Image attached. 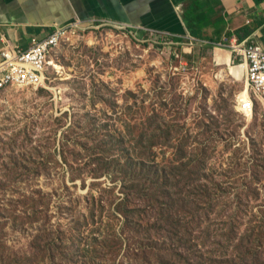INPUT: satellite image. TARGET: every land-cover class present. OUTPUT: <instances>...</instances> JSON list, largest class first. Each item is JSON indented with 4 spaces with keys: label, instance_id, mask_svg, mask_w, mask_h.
<instances>
[{
    "label": "rangeland",
    "instance_id": "rangeland-1",
    "mask_svg": "<svg viewBox=\"0 0 264 264\" xmlns=\"http://www.w3.org/2000/svg\"><path fill=\"white\" fill-rule=\"evenodd\" d=\"M76 31L53 53L44 88L0 93V255L73 264L92 237L110 236L123 246L98 263L132 264L141 251L119 215L124 184L103 174L127 156L181 183V165L194 161L187 169H202L216 207L191 239L202 249L209 227L214 258H234L233 247L212 242L223 245L218 235L230 226L240 240L264 223V102L252 115L238 111L237 95L249 93L241 67L221 40L177 43L154 30L84 22ZM57 239L53 261L46 250ZM157 241L171 243L166 233Z\"/></svg>",
    "mask_w": 264,
    "mask_h": 264
},
{
    "label": "trees",
    "instance_id": "trees-1",
    "mask_svg": "<svg viewBox=\"0 0 264 264\" xmlns=\"http://www.w3.org/2000/svg\"><path fill=\"white\" fill-rule=\"evenodd\" d=\"M254 1L260 3L264 0ZM186 18H191L192 21V17L187 16ZM187 26L191 36L204 39L201 34L202 28H197L196 22L192 23L189 20ZM251 31L249 26H243L235 31L227 32V38H231L233 34H236L238 39L241 40L249 35ZM167 37L177 43L184 41L183 37ZM138 159L144 163L140 164L136 159L134 161V159L127 156V161L124 164L118 162L117 159L113 160L114 166L110 168L106 166L105 169L109 170L103 173L111 176L115 175L114 180L120 178L124 184L122 188L124 199L119 204V215L122 216L125 227L131 228L132 233L138 239L135 242L137 248L135 250L141 251L140 254L134 251L135 257L132 264L136 262H138L137 264H264V259H262L264 257V223L261 221L259 225L250 227L247 235L240 238V240L237 239L232 226H230L225 233L218 235V237H222L223 245L220 241L212 242L211 245H218L219 250L224 247L227 249L233 247L236 254L231 259H227L228 255L223 260L214 258V253L209 250L210 243H208L213 238L214 231H211L209 227L198 238L202 240L201 244L204 251L202 252V249H198V245L193 243L194 239H191L194 230L193 225L200 227L203 221H208V216L211 215L213 209L215 211L216 207L214 200L216 191L212 190V184L210 186L203 185L201 179H199L202 169L197 168L196 173L187 169L194 161L189 159V164L181 165L188 175V178L184 179V183H181L180 181H169L165 172L162 176H159V172L155 173L148 170V161L142 158ZM181 159L187 160L188 157L182 154ZM99 161H104V159ZM197 164L198 166L201 165V161H197ZM28 201H30L31 210L36 211L35 205L38 207L40 201L37 202V200L32 199ZM134 201H137V204L129 208L131 202ZM139 202L142 204L139 205ZM37 212L39 213V211ZM146 216H149V220ZM94 218V216L91 218L92 221H94ZM153 219L157 220L151 223ZM164 233H166L171 243L157 241L158 238H162ZM58 240L48 244L46 250L47 255H50L53 261L55 260L54 255L62 249V245ZM90 240L91 242L87 244L88 249H79L75 256L69 257L71 263L100 264L98 260L103 259L104 255H110L112 253L110 251H115L119 247L121 249L123 246L120 243V246H117V239H111L110 236H103L101 241L95 237ZM55 243H58L59 246H55ZM99 244L102 245L100 249H98ZM127 248L132 249L130 246ZM4 256L0 255V264L45 263L41 260L34 262L27 258L17 261L14 257L11 258L5 254ZM70 260L67 261L70 262Z\"/></svg>",
    "mask_w": 264,
    "mask_h": 264
},
{
    "label": "crops",
    "instance_id": "crops-1",
    "mask_svg": "<svg viewBox=\"0 0 264 264\" xmlns=\"http://www.w3.org/2000/svg\"><path fill=\"white\" fill-rule=\"evenodd\" d=\"M187 16L192 17V21ZM76 19L87 22L108 19L142 33L154 30L167 36L199 39L188 30L190 20L196 22L197 28H202L201 34L211 43L228 37L229 31L249 26L252 31L245 38L264 46V1L0 0V50L6 43L26 47L33 39L46 36L55 24ZM216 53L217 50L214 57ZM230 58L231 54L229 61Z\"/></svg>",
    "mask_w": 264,
    "mask_h": 264
},
{
    "label": "built area",
    "instance_id": "built-area-1",
    "mask_svg": "<svg viewBox=\"0 0 264 264\" xmlns=\"http://www.w3.org/2000/svg\"><path fill=\"white\" fill-rule=\"evenodd\" d=\"M97 25H124L108 19L89 22L76 19L66 24H55L44 37L33 39L26 47L6 43L0 50V93L8 88H44L48 71L55 69L53 53L58 46L76 35L82 23ZM127 26V25H124ZM231 54L233 65L241 66L244 84L249 93L245 99L237 95L236 104L242 114L254 113L257 102H264V46L248 38L224 37L219 41Z\"/></svg>",
    "mask_w": 264,
    "mask_h": 264
},
{
    "label": "bare ground",
    "instance_id": "bare-ground-1",
    "mask_svg": "<svg viewBox=\"0 0 264 264\" xmlns=\"http://www.w3.org/2000/svg\"><path fill=\"white\" fill-rule=\"evenodd\" d=\"M245 77V76H244Z\"/></svg>",
    "mask_w": 264,
    "mask_h": 264
}]
</instances>
